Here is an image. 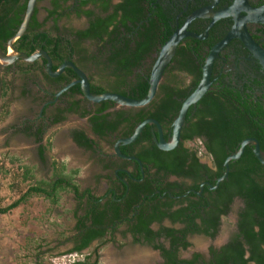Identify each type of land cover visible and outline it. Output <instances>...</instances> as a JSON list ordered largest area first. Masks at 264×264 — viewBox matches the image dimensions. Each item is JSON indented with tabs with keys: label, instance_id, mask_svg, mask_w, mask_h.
<instances>
[{
	"label": "trees",
	"instance_id": "1",
	"mask_svg": "<svg viewBox=\"0 0 264 264\" xmlns=\"http://www.w3.org/2000/svg\"><path fill=\"white\" fill-rule=\"evenodd\" d=\"M66 1L50 0L51 9L48 11L47 18L52 17L54 20V31L39 30L44 21L39 22L37 20L35 9L25 33L14 42L16 50L31 54L38 49H43L55 62L52 64L53 71L65 61L67 55L74 53L77 55L76 61L73 60L76 65L77 63L85 65L93 62L95 66L100 65L102 71L106 72L110 79L112 78V80H107L106 84H93V87L90 88L92 93L115 92L130 98H143L149 89V73L154 61L147 63L145 58L153 49H158L172 33L166 21L163 24L160 23L163 18L161 17L163 14L161 5L158 4L157 0H121L112 6V12L101 15L109 11V0L102 2L99 6V13L93 9H84L87 4H95L98 0L78 1L73 11L77 15H84L87 18L88 26L85 30L73 33L75 40L72 41L69 33L57 31V20L61 16L69 14L68 9L63 8ZM143 1H145V5H143ZM26 2L27 0H0V49L3 51L6 50L7 40L21 24ZM147 8L151 10L152 19L143 21L142 24L138 25V22L145 17ZM86 39L97 42L96 54L87 53V49L81 44ZM196 42L201 44V41L195 38H185L177 45L168 64L167 74L160 83L156 96L149 104L152 106V111L144 114L141 110L134 114V124L139 123L147 116L155 118L160 123L164 114H177L182 101L195 89L201 78L203 58L193 45ZM44 63L45 60L42 59L38 69L42 72L43 78L49 80L50 78L43 68ZM73 76V71L66 68L54 80L64 85ZM186 78H189L187 83H185ZM68 91L64 94L69 93V97L81 94L78 84L70 87ZM223 95L222 93L220 96H214L207 91L200 100L202 108L195 113V119L192 120V117L186 114L184 123L187 125L182 127L179 146L170 151H162L152 144L140 154L141 160L153 161L154 165L165 173L189 178L191 187L196 190L204 180L213 185L216 178L224 171V159L237 151L243 139L254 137L257 141L259 139L260 144L263 141L262 138L258 137L257 109L239 105L241 104L240 96L232 97L230 95L229 100L227 99L229 102L225 103L222 100ZM112 104L113 102L110 100L94 103L93 105L98 107L92 115L88 116L91 112L84 108L81 99H77L65 111L76 112L81 117L88 116V122L92 129L102 135L106 131L115 130L121 122L130 119L124 118L126 112L122 110L115 114L105 113V110ZM63 119L65 116L59 113L52 122H59ZM134 124L124 131L125 136L132 133ZM148 128L150 127H144V129ZM143 130L139 138L148 137L149 134L145 135ZM33 135L37 137V141H40L43 139V130L39 129ZM73 137L81 146L91 148L93 145L92 140L83 131H74ZM193 137L203 139L200 148L199 145L190 143ZM183 142H188L189 146H185ZM50 146L49 140L39 145L38 156L40 160H44L43 153ZM253 147V143L246 144L241 156L229 161L227 177L220 182L215 190H209L207 186H204L201 196L197 197L190 193L184 198L188 201L187 206L172 213L153 214L155 218L166 215L173 221L180 220L186 225V230L183 229L182 233L188 231L214 237L218 231L220 218L229 211L234 197L241 198L244 204L238 213V233L219 250H211L210 248L212 258L204 264H264V166L255 157ZM200 149L201 153H206L211 157L212 167L199 162L197 152ZM8 161L11 164H16L18 172L16 177H11L8 188L13 191L20 184H25L26 187L17 198L12 199L7 204H2L4 199L0 196V214H6L19 207L34 195L42 196L51 204L58 202L61 192L73 194L78 201L84 196V192L80 191L72 177L77 170L73 169L70 171L71 174H65L66 168L63 163L52 161L51 178L36 180L31 167L21 165L17 157L10 156ZM3 167L0 162V174L7 175L9 171ZM77 208L72 212L75 217ZM76 218L77 225L75 228L80 230L79 233L82 228L86 227V229L82 244L70 251H78L87 246L97 235L100 236V233L93 229V226L97 224L94 222L95 218L90 226L84 225L81 217ZM195 218L198 219V222L195 221ZM144 223L143 218L139 219L138 231L148 234L150 232ZM174 233V230H167V236H170L171 242L181 241ZM148 239L152 241V236L150 235ZM181 244L184 248L189 246L187 241L182 240ZM164 254L168 260L167 264L171 260L174 261L175 256L171 252H164ZM196 257L198 256L196 255L190 262H194ZM70 264L98 263L96 261L90 262L87 258L73 261ZM180 264L187 263L183 260Z\"/></svg>",
	"mask_w": 264,
	"mask_h": 264
},
{
	"label": "flooded vegetation",
	"instance_id": "2",
	"mask_svg": "<svg viewBox=\"0 0 264 264\" xmlns=\"http://www.w3.org/2000/svg\"><path fill=\"white\" fill-rule=\"evenodd\" d=\"M43 1H46V5L43 7L42 17L39 18L40 8L38 7V3ZM103 1L105 0H98L95 3L96 5L89 3L84 7V9H93L95 12L99 13V6ZM120 1L121 0H109V11L102 13L101 15H107L109 12H112V6L119 3ZM157 2L159 5H161L163 12L161 15V17H163L161 19L162 22L160 23L163 24L164 21H166L168 23V28H170L172 32L176 28L180 27L185 21V18L194 10L202 8H209L210 10L206 16L198 17L192 20L187 27V30L189 31L201 33L210 24V16H212V14L225 8L230 9V14L217 19L210 26L206 38L200 40V45L197 42L193 44L197 51L201 54L203 58V64L207 55L209 54L210 48L231 31L238 35H244L245 32L248 33L252 40L259 47L264 49V22L260 21L257 15L251 13L252 10L264 9V0H157ZM77 4L78 1L76 0H67L63 5V8L68 9L69 14L61 16L56 22L58 27L57 31L60 33H69L72 41L75 40V37L72 35L73 33L79 30H85L88 26L87 18L84 15H77L76 12L73 11ZM145 4V1H143V5ZM35 9L37 20L39 22L44 21L43 26L40 27L39 30L54 31V20L52 17L47 18L48 11L51 9L50 0H36L34 10ZM146 10L147 12L145 13V17L138 22V25L142 24L143 21H150L152 19L150 13L151 10H148V8ZM72 16L77 21L82 22L83 20V25L81 27H70L66 24H59L60 21H66ZM30 21L28 26L30 25ZM81 44L87 49V53H97L98 45L96 41L86 39L82 41ZM86 45L91 46L92 50H89ZM158 49H153L146 56L145 61L147 63L155 60ZM4 52H7V42L6 50ZM42 59L43 58H39L33 62L26 63H23L25 62L23 60H18L13 64L4 66L0 65V67L6 70H19L20 73L25 76H33V74H37V78L39 77L43 80L42 82L44 83V87H40L41 103L37 112V116L31 121L32 124L29 125L31 130H27V132L29 131V137L32 138L33 144L36 145L37 155L39 145L46 141V139H44L46 128L61 123L69 115L76 116L79 119H84L85 125L87 126L88 133L85 130L79 128H73L69 132V136L75 147L83 150L84 152L89 151L95 157L93 162L95 171L93 173L92 183L85 186L84 188L79 187L80 191L84 192V196H82L79 201L73 196V201L74 209L78 207L76 217H81L84 225L86 226H90V224L93 222V219L95 218L94 222L97 224L93 226V229L99 232L100 236L97 235L88 243L87 246L81 248L80 250L70 251L71 249L73 250L82 244L86 229V227L82 228L81 232L79 233L80 230L75 228L77 225V218L73 215L72 212L74 209H72L71 216L73 219V225L71 232L66 237L64 242L69 243V245L63 249V254L68 255L74 253L77 255L76 259L74 258V261L88 258L90 262L96 261L98 264H102L101 261H103V259L106 260L105 264H167L168 260H166L167 258L164 256V252H171L175 256V259L174 261L171 260L169 264H180L183 260L187 264H204L212 258V252L210 251V248L211 250H219L222 246L228 244L232 240V238L238 233V213L244 204L243 200L239 197H234L229 211L225 215L221 216L218 231L214 237H208L204 234L188 231L182 233V230L186 228V225L180 220L173 221L166 215L161 218L153 217V214L155 213H172L181 207L187 206L188 201L184 200V198H186L190 193L196 195L197 197L201 196L204 186H207L209 190H215L218 187L217 186L216 188L210 189V183L207 180H204L199 184L198 190H196L191 187L192 184L190 183L191 180L189 178L178 176L173 173H165V171L159 170L154 165L153 161H142L140 154L144 152L143 150L152 144L156 146L153 139L154 135L157 137L158 134L157 126L155 124L147 123L144 125V127H150L148 129H144L143 127L144 130L142 129L145 135L149 134L148 137L146 136L145 138H139L142 132L141 131L139 136L133 142L119 145L120 153L125 155L127 158L119 156L114 152V144L119 139L128 137L127 135H124V131L129 129L131 125L134 124V114L139 113L141 110L144 114L151 112L152 106L149 105L151 102L143 107L137 108L124 107L113 102V104L105 110V113L110 112L115 114L116 112L122 110L126 112L124 118L130 119L121 122L115 130L106 131V133L99 135L92 129L90 123L88 122V116L92 115L93 111H95L98 106H94V103L87 101L82 93L73 97H69V93L64 94L69 92V88L73 85L56 96L57 92L61 88L71 81L78 79V76L73 72V78H71V80L64 85L59 84V82L57 83L54 80L56 77L48 76L52 80H46L43 78L42 72H40L38 69ZM76 59L77 55L73 53L67 55L65 61H71L73 63V60L76 61ZM20 63H22L23 66H19ZM52 64H55V62L52 61ZM76 66L85 72L90 88H92L93 84L95 83L92 81L93 77L92 73H89V68L95 70L94 73L99 71L102 74H107L106 72L102 71L100 65L95 66L93 62L87 63L85 65H79L77 63ZM168 68L169 66L167 65L164 70L161 82L163 81L164 76L167 74ZM98 79L100 80L102 78L99 76ZM108 79H110L109 76ZM188 79L189 78L185 79V83H187ZM110 80H112V78ZM210 81L211 83L207 91H209L214 96H220L223 93L224 95L222 96V100L225 103L229 102L228 100L230 95L232 97L240 96L241 104L239 105L248 107L251 106L254 109H257L258 137L263 139L262 144H260L258 139V145L262 155L264 156V66L259 58H257L254 53L246 47L240 37H233L218 52V55L214 58L212 63ZM24 94H26V92ZM203 96L201 98H203ZM201 98L195 104H192L188 107L185 116H187L186 114H189V116L192 117V120L195 119V113L202 108V104L200 102ZM77 99H81V104L84 106V108L91 112L88 116L81 117L76 112L65 111V109ZM198 102L200 103L198 104ZM190 107L192 108L190 109ZM61 110L62 112H60ZM59 113L63 114L65 119L53 123V119H55ZM177 114H164L163 120L160 123L151 116H147L143 120L150 118L156 120L161 127L163 138L166 141H170L172 138L173 121ZM184 120L185 117L180 130V139L176 147H178L181 142L182 127L183 125H187L184 123ZM139 123L133 125L132 133ZM39 129L43 130V139L37 141V137L33 135V133ZM74 131H83L85 135L93 142L91 148H86L79 145L74 140ZM132 133L130 135H132ZM202 140L203 139L200 137H193L190 143H195L197 146L199 145L200 148ZM101 143H103L105 147L109 148V151L102 150L99 145ZM183 143L185 146H189L187 144L188 142ZM197 156L199 158V162L212 167L211 157L208 154L201 153L200 149L197 152ZM43 157L45 158V152L43 153ZM204 158H206L205 161L202 160ZM184 182L185 184H183ZM192 198L194 199V197ZM228 217L232 218L233 226L228 236L223 237L219 245H215L212 241L219 232L222 218ZM141 218H143L145 221L144 224H146V228L150 233L146 234V232L138 231L139 219ZM195 221L198 222V219L195 218ZM168 229L174 230V235L181 241H187L189 246L191 245L189 239L193 236H202L204 238H208L210 242L205 248L204 252L191 250L188 253H184L189 246L184 248L181 244V241L172 243L170 236H167ZM150 235L152 236V241H149L148 239ZM102 240L104 241L102 244H100ZM120 242L123 243L119 246ZM108 243L111 244V248L116 250L113 252V254L109 253L105 256V254L101 253L100 249H102ZM134 248L138 252L144 254L147 251L149 254L151 253L152 257L150 256L148 259H145L140 257L142 254H139L140 256L137 257L138 255H135L136 252ZM196 255L198 257L195 258V261L190 262L193 261L192 259H194Z\"/></svg>",
	"mask_w": 264,
	"mask_h": 264
},
{
	"label": "rangeland",
	"instance_id": "3",
	"mask_svg": "<svg viewBox=\"0 0 264 264\" xmlns=\"http://www.w3.org/2000/svg\"><path fill=\"white\" fill-rule=\"evenodd\" d=\"M45 3L46 1L38 3L39 18L43 15ZM59 24L81 27L83 20L77 21L72 16L66 21H60ZM86 46L92 50L91 46ZM19 66L23 64L20 63ZM13 70L0 67V162L4 166L3 169L9 171L7 175L0 174V196L4 199L2 204L17 198L26 187L25 184H20L16 186V190L12 191L8 188L11 177L18 175L16 164L8 161L10 156L17 157L21 165L31 167L36 180L50 179L51 163L57 161L65 166V174L73 169L77 170L72 177L80 188L90 185L95 171L93 166L95 157L89 151L84 152L75 147L69 136L73 128L83 129L88 133L84 119L69 115L61 123L46 128L44 139L49 140L51 146L45 152L44 160H40L36 154V145L29 137L27 129L31 130L29 125L37 116L41 103L40 87H44V83L42 79L37 78V74L25 76L19 70ZM89 70L94 83L106 84L109 80L107 74L99 71L94 73L95 70L92 68ZM99 76L102 79L99 80ZM99 145L102 150L109 151L103 143ZM202 160L205 161L206 158ZM72 209H74L73 195L69 192H61L56 204H51L42 196L34 195L19 207L6 214H0V264H38L39 262L53 264V260L60 261L61 258L57 257L67 255L63 254V249L69 245L64 242L73 225ZM232 221L230 217L222 218L219 232L212 241L215 245H219L222 238L228 236L233 226ZM189 241L191 245L184 253L191 250L204 252L210 242L208 238L202 236H193ZM122 243L120 242L119 246ZM103 248L100 251L105 256L109 253L113 254L116 250L111 248L109 243ZM135 252L137 257L140 256L139 254L145 259L152 257L147 251L145 254L137 250ZM105 261L103 259L102 264H105Z\"/></svg>",
	"mask_w": 264,
	"mask_h": 264
},
{
	"label": "water",
	"instance_id": "4",
	"mask_svg": "<svg viewBox=\"0 0 264 264\" xmlns=\"http://www.w3.org/2000/svg\"><path fill=\"white\" fill-rule=\"evenodd\" d=\"M81 1V0H76ZM36 4V0H27L25 13L23 15V19L21 21V24L19 25L16 32L7 40V52H4L0 49V65H8L13 64L18 60H23L25 62H33L39 58H43L45 60V72L50 77H57L59 76L65 68L71 69L77 76L78 79L71 81L70 83L66 84L63 88H61L56 96H58L63 91L67 90L70 86L78 83L80 85V90L84 98L91 102V103H99L104 100H110L120 106L124 107H143L147 104H149L152 99L154 98L158 85L160 84L162 80V76L164 73L165 68L170 63V60L175 52V49L177 45L185 38V37H191L198 40H203L206 38L208 34V29L210 26L219 18L224 17L228 14H230V9L225 8L222 10H219L218 12H215L210 16V24L208 27L201 33H195L192 31L187 30V27L191 23L192 20L198 17L206 16L208 12H210L209 8H202L197 9L191 12L186 18L183 24L176 28L171 35L166 39V41L161 44V46L158 49V52L156 54V58L151 66L150 73H149V89L147 94L140 99L130 98L128 96L121 95L119 93L115 92H104L100 94H94L90 91L89 81L84 71H82L80 68H78L75 64H73L71 61H64L62 62L56 70H52V60L50 56L47 54L46 51L43 49H38L31 54H26L24 52L18 51L14 48V42L17 38L21 37L27 27L28 23L31 19V16L34 11V7ZM234 8V7H233ZM252 14L257 15L260 21L264 22V9H258V10H252ZM236 15V14H235ZM233 37H240L243 43L246 45V47L251 50L254 55L259 58L261 63L264 66V49L262 47H259L249 36L248 33L245 32L244 35H238L234 32L227 33L221 40H219L216 44H214L210 50L209 54L207 55L204 64L202 66L201 70V78L195 89L184 99V101L181 103L180 109L178 111L177 116L175 117L173 121L172 126V138L170 141H166L163 138L162 130L159 125V123L154 119H146L143 120L141 123H139L135 129L132 135L119 139L114 144V152L119 155L126 157L125 155H122L119 150L120 144H128L133 142L142 131L143 127L147 123H153L157 126V137L154 135L153 139L156 144V146L163 151H168L174 149L179 142L180 139V130L183 123V119L185 117V113L188 109V107L192 104H195L209 89L210 86V74L212 69V63L214 58L218 55V52L233 38ZM248 143H253V153L257 160L264 165V156L262 155L258 141L254 138H245L240 142V147L237 149V151L229 154L223 161V167L224 171L223 173L216 178L215 184L210 185L209 188L213 189L218 186V184L227 177L228 171H229V161L233 159H237L241 156V154L244 151L245 145ZM127 158V157H126Z\"/></svg>",
	"mask_w": 264,
	"mask_h": 264
},
{
	"label": "built area",
	"instance_id": "5",
	"mask_svg": "<svg viewBox=\"0 0 264 264\" xmlns=\"http://www.w3.org/2000/svg\"><path fill=\"white\" fill-rule=\"evenodd\" d=\"M77 255L73 254H68V255H62L61 257H57L60 261H55L53 260V264H70L71 262L74 261V258L76 259ZM56 258V259H57Z\"/></svg>",
	"mask_w": 264,
	"mask_h": 264
}]
</instances>
